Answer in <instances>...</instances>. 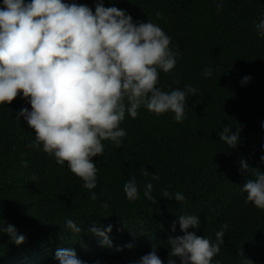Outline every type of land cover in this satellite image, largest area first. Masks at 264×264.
<instances>
[{"label": "trees", "instance_id": "obj_1", "mask_svg": "<svg viewBox=\"0 0 264 264\" xmlns=\"http://www.w3.org/2000/svg\"><path fill=\"white\" fill-rule=\"evenodd\" d=\"M65 2L95 11L98 0ZM103 2L126 10L134 22L150 19L178 45L176 67L172 73L160 72L158 87L170 91L191 84L199 93L187 98L182 123L171 112L155 115L143 107L135 119L126 114L120 126L128 135L122 146L105 140L103 156L93 157L99 168L95 201L67 164L58 165L45 152L27 147L35 131L23 117L16 119L21 108L31 110L22 95L0 105V223L14 225L26 236L17 246L7 234L0 235V264H59L55 253L67 242L77 246V256L86 264H132L153 245L167 264L168 238L184 234L179 223L173 231V222L185 212L200 219L199 228L189 231L213 240L222 224L229 225L213 264H264V210L246 203L241 188L254 178V170L241 171L240 165L243 159L264 172V38L255 31L264 0H223L219 14L215 0ZM206 65L216 69L210 78L202 74ZM245 76L251 79L242 84ZM225 125L239 129L236 148L220 141L217 133ZM144 169L150 174L142 175ZM132 177L139 185L136 201L123 192ZM146 182L154 185L155 203L143 195ZM162 190L182 192L185 202L161 196ZM69 218L85 231L77 237L65 232ZM94 221L114 225L112 247L101 246L87 231Z\"/></svg>", "mask_w": 264, "mask_h": 264}, {"label": "clouds", "instance_id": "obj_2", "mask_svg": "<svg viewBox=\"0 0 264 264\" xmlns=\"http://www.w3.org/2000/svg\"><path fill=\"white\" fill-rule=\"evenodd\" d=\"M217 14L223 0H215ZM259 38H264V14L255 23ZM150 19L136 21L126 10L116 6L105 7L103 0L95 4V11L87 5L65 0H3L0 5V105L10 104L22 95L31 110L23 107L16 119L23 117L35 131V139L27 147L45 152L58 165L67 164L88 190L90 200H97L99 168L93 157L103 156V141L110 140L121 147L127 131L120 125L126 114L135 119L142 107L155 115L171 112L173 119L182 123L189 95L199 90L191 84L183 89L165 91L159 85L160 72L172 73L180 56L178 45ZM216 69L206 65L202 69L210 78ZM249 76L241 83L250 81ZM176 83L179 79L175 78ZM220 141L236 148L240 141L239 129L225 125L219 131ZM42 146V147H41ZM264 160V156L261 157ZM27 167V162H23ZM241 171H252L241 191L246 203L264 210V172L252 169L246 160L240 161ZM147 169L142 175L147 176ZM152 174V173H151ZM159 180L158 174H152ZM38 177L33 176L36 181ZM154 185L146 182L143 195L155 203ZM123 192L129 201L140 198L139 185L132 177ZM166 198L185 202L182 192L162 190ZM111 199V197H108ZM104 203L103 207L108 208ZM0 223V235L7 234L17 246L26 236L11 224ZM179 223V236H170L167 264H213V259L225 243L229 225L224 223L215 232V239L189 231L199 228V216L183 213L173 222V231ZM64 230L73 237L85 231L73 219L65 221ZM114 225L104 226L94 221L87 231L99 238L101 246L112 247L110 233ZM120 230V229H117ZM67 242L56 251L59 264H86L78 258L77 246ZM123 247L117 250H123ZM129 249L133 244L126 245ZM73 248V249H72ZM55 250V248H53ZM95 264H100L96 261ZM132 264H164L156 245L148 254ZM215 264H220L217 260Z\"/></svg>", "mask_w": 264, "mask_h": 264}]
</instances>
